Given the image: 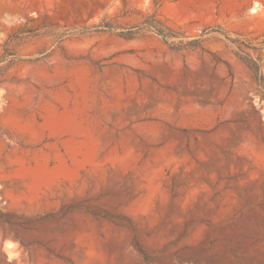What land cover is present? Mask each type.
Segmentation results:
<instances>
[{"label": "rangeland", "instance_id": "374dc122", "mask_svg": "<svg viewBox=\"0 0 264 264\" xmlns=\"http://www.w3.org/2000/svg\"><path fill=\"white\" fill-rule=\"evenodd\" d=\"M0 264H264V0H0Z\"/></svg>", "mask_w": 264, "mask_h": 264}, {"label": "trees", "instance_id": "16d2710c", "mask_svg": "<svg viewBox=\"0 0 264 264\" xmlns=\"http://www.w3.org/2000/svg\"><path fill=\"white\" fill-rule=\"evenodd\" d=\"M253 64H254V65H256V63H255V62H254ZM259 73H260V72H259Z\"/></svg>", "mask_w": 264, "mask_h": 264}]
</instances>
